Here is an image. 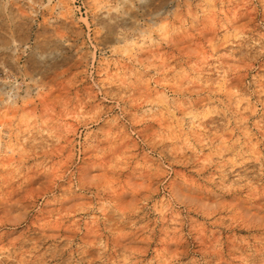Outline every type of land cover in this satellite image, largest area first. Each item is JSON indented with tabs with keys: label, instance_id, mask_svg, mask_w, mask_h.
<instances>
[{
	"label": "rangeland",
	"instance_id": "obj_1",
	"mask_svg": "<svg viewBox=\"0 0 264 264\" xmlns=\"http://www.w3.org/2000/svg\"><path fill=\"white\" fill-rule=\"evenodd\" d=\"M6 126L0 264H264V0H0Z\"/></svg>",
	"mask_w": 264,
	"mask_h": 264
},
{
	"label": "bare ground",
	"instance_id": "obj_2",
	"mask_svg": "<svg viewBox=\"0 0 264 264\" xmlns=\"http://www.w3.org/2000/svg\"><path fill=\"white\" fill-rule=\"evenodd\" d=\"M221 74L219 73V76ZM5 132L4 133H0V144L4 145L6 150L5 151H8V152H12V149H11V146L9 145V141H10V135H9V132H10V127H7L5 128L4 130Z\"/></svg>",
	"mask_w": 264,
	"mask_h": 264
}]
</instances>
